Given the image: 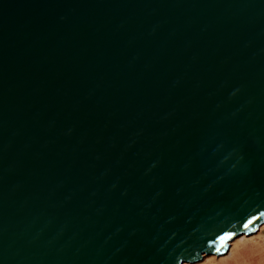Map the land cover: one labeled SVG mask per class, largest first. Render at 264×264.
<instances>
[{"label": "water", "instance_id": "1", "mask_svg": "<svg viewBox=\"0 0 264 264\" xmlns=\"http://www.w3.org/2000/svg\"><path fill=\"white\" fill-rule=\"evenodd\" d=\"M263 224L264 0H0V264L194 263Z\"/></svg>", "mask_w": 264, "mask_h": 264}, {"label": "rangeland", "instance_id": "2", "mask_svg": "<svg viewBox=\"0 0 264 264\" xmlns=\"http://www.w3.org/2000/svg\"><path fill=\"white\" fill-rule=\"evenodd\" d=\"M264 226V225H263ZM263 226L251 233L248 239L236 238L230 249L214 262L211 255L203 257L195 264H264V229Z\"/></svg>", "mask_w": 264, "mask_h": 264}, {"label": "bare ground", "instance_id": "3", "mask_svg": "<svg viewBox=\"0 0 264 264\" xmlns=\"http://www.w3.org/2000/svg\"><path fill=\"white\" fill-rule=\"evenodd\" d=\"M263 225H264V224H263ZM263 225H261V226H263ZM260 228H261V227H260ZM260 228H259V229H260ZM263 229H264V226H263L262 230H263ZM241 236H242V238H244V239H248V238H247V237H248L247 234H243V235H241ZM249 236H253V234H251V235H249ZM239 237H240V236H239ZM237 238H238V237H237ZM234 240H235V239H234ZM234 240H233V241H234ZM231 245H232V242H231V244H230V247H231ZM230 247H229V249H230ZM229 249H228V250H229ZM228 250H227V251H228ZM227 251H226V252H227ZM226 252H225V253H226ZM223 254H224V253H223ZM223 254H221V255H223ZM221 255L212 254V255L210 256V257H211L210 259L214 262V261H215L218 257H220ZM208 256H209V255H208ZM196 262H198V261H196ZM196 262H194V263H193V262H192V263H191V262H189V263L187 262V263H184V264H195Z\"/></svg>", "mask_w": 264, "mask_h": 264}, {"label": "snow or ice", "instance_id": "4", "mask_svg": "<svg viewBox=\"0 0 264 264\" xmlns=\"http://www.w3.org/2000/svg\"><path fill=\"white\" fill-rule=\"evenodd\" d=\"M231 237H225V239H230ZM217 251H219V249H217Z\"/></svg>", "mask_w": 264, "mask_h": 264}]
</instances>
